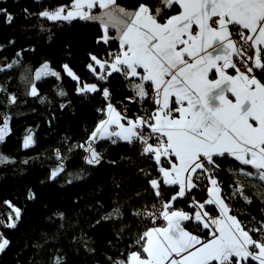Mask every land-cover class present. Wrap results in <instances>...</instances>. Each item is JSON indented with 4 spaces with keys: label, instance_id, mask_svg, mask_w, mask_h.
Masks as SVG:
<instances>
[{
    "label": "snow or ice",
    "instance_id": "snow-or-ice-1",
    "mask_svg": "<svg viewBox=\"0 0 264 264\" xmlns=\"http://www.w3.org/2000/svg\"><path fill=\"white\" fill-rule=\"evenodd\" d=\"M174 7L179 11L169 15ZM95 8L102 10L99 15L92 14ZM39 15L48 20L98 21L103 28L101 41L116 40L119 50L109 52L110 60L93 55L91 60L100 71L93 64L89 70L101 81L113 73H123L131 81L138 78L139 82H132L133 91L154 105L146 116L129 119L109 102L107 118L99 121L85 149L90 153L87 163L98 164L101 156L92 146L97 139L139 143L141 155L154 159L158 168V178L150 179L157 199L163 196L162 185L178 187L159 208L154 204L134 213L152 226L136 238L138 250L116 264H264V221L249 227L232 214L215 178L219 168L215 158L228 155L255 170L242 168L243 176L264 182V82L258 78L264 77V0H159L156 7L140 2L134 10L117 0H71ZM0 16L9 24L14 19L4 8ZM110 30L115 34L109 36ZM64 67L72 79L79 80ZM44 75L59 77L47 63L35 72V79ZM78 90L101 91L96 84ZM30 94L38 95L35 83ZM102 94L110 99L108 88ZM15 99L11 96L10 103ZM9 119L3 117L0 142L10 131ZM31 143L28 136L23 146ZM5 162L8 158L0 154V163ZM62 171V167L54 170L50 178ZM202 180L211 185L209 199L199 202L192 197L188 205L192 212L175 209L173 204L189 196ZM236 191L244 195L243 188ZM244 199L251 203L247 196ZM5 203L18 221L20 209ZM206 205H214L216 214ZM120 216L117 207L102 219ZM6 227L15 228L16 222ZM8 245L0 235V252Z\"/></svg>",
    "mask_w": 264,
    "mask_h": 264
},
{
    "label": "trees",
    "instance_id": "trees-1",
    "mask_svg": "<svg viewBox=\"0 0 264 264\" xmlns=\"http://www.w3.org/2000/svg\"><path fill=\"white\" fill-rule=\"evenodd\" d=\"M140 2L159 5V0H117L129 10ZM70 3L0 0V8L14 17L9 24L0 16V126L4 116L10 118V131L0 142V154L9 161L0 163V235L9 241L0 252V264H56L57 260L60 264H116L126 260L129 252L138 250V235L151 227L148 219L134 213L169 200L178 191L176 186L162 185L163 196L157 199L150 187V179L159 176L157 165L154 159L141 155L138 143L101 140L94 145L100 163H86L90 135L99 121L106 119L105 111L100 110H106L109 102L126 107L129 119L144 113L145 108L154 109V105L148 99L140 100L133 91L132 82H139L138 78L125 81L120 73L103 81L96 78L100 70L91 57L106 60L109 52L119 50L118 41H101L102 25L79 19L48 20L39 15ZM178 11L174 7L168 14ZM45 63L58 78L44 75L35 79V72ZM89 64L97 73L89 70ZM65 65L79 80L68 75ZM259 78L264 82V77ZM33 83L37 96L30 94ZM84 84H96L101 91L80 92ZM103 88H108L110 100L103 97ZM11 96L15 103H10ZM28 136L32 143L25 148ZM215 159L219 165L215 178L232 214L249 227H259L256 222L264 221V182L243 176L240 169L255 170L231 156ZM61 167L63 171L51 179V173ZM209 187L208 181L202 180L189 196L178 199L174 208L192 212L188 207L192 197L204 202L209 199ZM238 187L243 188V196L236 191ZM30 193L35 198H29ZM5 202L20 209L18 221ZM117 207L119 218L102 219ZM206 210L216 214L215 206ZM12 221L16 227H6Z\"/></svg>",
    "mask_w": 264,
    "mask_h": 264
},
{
    "label": "crops",
    "instance_id": "crops-1",
    "mask_svg": "<svg viewBox=\"0 0 264 264\" xmlns=\"http://www.w3.org/2000/svg\"><path fill=\"white\" fill-rule=\"evenodd\" d=\"M125 8V7H124ZM125 9H127V8H125ZM127 10H129V9H127ZM101 9H99V8H95V9H93L92 10V14L93 15H99L100 13H101ZM76 19H79V18H76ZM76 19H72V20H76ZM79 20H82V19H79ZM82 21H84V22H89V23H98V24H100L98 21H93V20H82ZM101 25V24H100ZM110 31H112V30H110ZM114 32V31H113ZM115 34V33H114ZM233 39H235L234 37H233ZM229 72H230V74H234L233 72H232V70H229ZM258 78H259V76H258ZM115 108H116V110L119 112V110H118V108L116 107V105H114V104H112ZM105 113H106V110H105ZM107 118V117H106ZM115 128V126L113 125L112 126V129H114ZM112 129H110V130H112ZM112 139H116V138H112ZM111 139V140H112ZM104 140V139H103ZM99 141H101L100 139H97L93 144H92V146H93V148H94V145L97 143V142H99ZM119 141H121V140H119ZM122 142H124V141H122ZM125 143H127V142H125ZM95 149V148H94ZM87 158H90V153L88 152V154H87ZM86 163H87V159H86ZM88 164V163H87ZM88 165H90V166H96L97 164H88ZM220 187V186H219ZM207 206H214V205H206V207Z\"/></svg>",
    "mask_w": 264,
    "mask_h": 264
},
{
    "label": "built area",
    "instance_id": "built-area-1",
    "mask_svg": "<svg viewBox=\"0 0 264 264\" xmlns=\"http://www.w3.org/2000/svg\"><path fill=\"white\" fill-rule=\"evenodd\" d=\"M235 39H238L237 37H234ZM111 59V57L110 58H108L107 60H110ZM120 76H121V78L123 79V80H125V81H128V80H130L129 78H126L124 75H123V73H120ZM146 87H147V85H146ZM110 99H111V95H110ZM109 99V100H110ZM151 103H152V100L151 99H148ZM140 105H141V102L139 103ZM153 104V103H152ZM125 108V110H126V107H124ZM151 111H153V109L152 110H150V109H148V108H145L144 109V113H142V114H140V115H138V116H146L148 113H150ZM125 116L127 117V115H126V113H125ZM150 143L152 142V141H149ZM139 144V143H138ZM160 205H161V203H159V204H157L156 206L159 208L160 207ZM173 207H174V205H173ZM158 223H163V221H158Z\"/></svg>",
    "mask_w": 264,
    "mask_h": 264
},
{
    "label": "rangeland",
    "instance_id": "rangeland-1",
    "mask_svg": "<svg viewBox=\"0 0 264 264\" xmlns=\"http://www.w3.org/2000/svg\"><path fill=\"white\" fill-rule=\"evenodd\" d=\"M112 104V103H111ZM140 105V104H139ZM117 107V106H116ZM154 107V106H153ZM118 108V110H119V112L122 114V115H125V113H126V110H125V108L124 107H117ZM154 110V109H153ZM144 111V110H143ZM130 119H135V118H130ZM8 134V133H7ZM152 226V225H151Z\"/></svg>",
    "mask_w": 264,
    "mask_h": 264
}]
</instances>
